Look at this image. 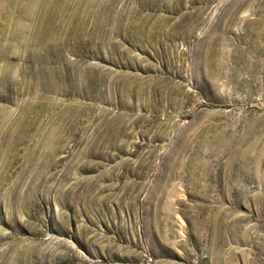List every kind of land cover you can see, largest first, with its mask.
<instances>
[{
    "label": "rangeland",
    "instance_id": "1",
    "mask_svg": "<svg viewBox=\"0 0 264 264\" xmlns=\"http://www.w3.org/2000/svg\"><path fill=\"white\" fill-rule=\"evenodd\" d=\"M0 264H264V0H0Z\"/></svg>",
    "mask_w": 264,
    "mask_h": 264
}]
</instances>
